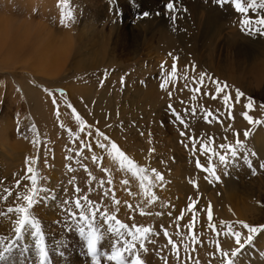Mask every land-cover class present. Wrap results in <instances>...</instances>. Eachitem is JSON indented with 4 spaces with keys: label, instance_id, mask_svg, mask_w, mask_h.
Returning <instances> with one entry per match:
<instances>
[{
    "label": "rangeland",
    "instance_id": "obj_1",
    "mask_svg": "<svg viewBox=\"0 0 264 264\" xmlns=\"http://www.w3.org/2000/svg\"><path fill=\"white\" fill-rule=\"evenodd\" d=\"M152 1L0 0V25L6 27L1 39L13 51L12 57L0 49V213L26 204L31 166L37 186L52 190L41 193L47 198L32 211L57 264H92L78 229L69 230L65 209H79L64 201L77 195L86 213L90 200L129 225L122 230L126 235L133 225L151 228L147 251L136 241L145 264H264V231L245 244L249 233L238 223L264 225V123L244 116L248 111L264 121V36L241 26L243 15L257 13L241 14L215 0H178L172 20L169 0ZM66 32L72 39L68 50L60 57L44 53V43L65 44ZM130 44L137 49L130 51ZM214 81L226 84L225 92L217 95ZM237 90L244 96L237 99ZM237 132L245 148L235 158L228 152L224 164L209 149L223 154L219 145L235 144ZM22 140L32 147L28 153H18ZM112 143L135 162V173L127 160L121 165ZM18 219L15 212L0 215L5 243L15 239ZM228 226L241 232L245 244L235 257L240 245ZM34 239L26 236L0 264H38ZM102 247L108 250L109 242ZM102 264L115 263L102 255Z\"/></svg>",
    "mask_w": 264,
    "mask_h": 264
},
{
    "label": "snow or ice",
    "instance_id": "obj_2",
    "mask_svg": "<svg viewBox=\"0 0 264 264\" xmlns=\"http://www.w3.org/2000/svg\"><path fill=\"white\" fill-rule=\"evenodd\" d=\"M215 3L218 5H225V4H232L235 7V10L241 14H247L249 12H256L257 15L255 17L243 15L241 20L242 28L251 35H260L264 36V14H260V10H264V0H215ZM178 0H169V3L166 5V9L173 13L170 17L172 20L176 19V14L178 13L179 9L177 8ZM149 13L145 12L144 16H148ZM72 14L69 13V17L71 18ZM64 22L63 20L61 21ZM255 25V27H253ZM176 67L175 64L173 65V75H175ZM205 74H201L200 84H203V78ZM164 83L161 84L163 88L165 86ZM216 83V93L219 95L220 93L225 92L227 85H220L219 81H214ZM63 91V90H60ZM195 91H199V89H195ZM244 96L243 92L237 90V99ZM215 98V97H213ZM230 99L229 95L224 96V100L227 103ZM249 103L246 105V108L251 110L253 108V101L252 98H248ZM171 110V106H169ZM195 111V109H193ZM177 118H179L178 113H174ZM245 118L250 123H264V121H255L254 118L249 115L248 111L244 113ZM187 127V125H185ZM90 134V133H89ZM185 133H181L184 135ZM251 133L249 131H245L244 135L249 136ZM101 136H104V133H100ZM237 139L235 144L227 143V144H220L219 149L226 150L223 154L215 152L214 149H209L207 143L203 144V149H209L213 152L214 155L219 156V160L224 164L228 162V152H230L231 157L235 158L239 155L240 150L245 148L244 143L239 139V132L235 134ZM194 140L195 137H192ZM227 139V137H225ZM100 147H105L103 143L100 144ZM111 148L115 150L117 158L120 159L121 165H123L124 161L127 160L128 167L135 173L136 172V165L135 162L129 159L126 154L118 148L115 143L111 144ZM254 155V153H253ZM211 159V156L209 157ZM249 166H251V161L249 160ZM197 167L202 168L204 171H208L209 169L205 168L201 165L199 159L196 161ZM261 168H264V164L260 165ZM254 170V169H253ZM28 173L32 175L29 176L31 180L32 188L31 192L28 195L22 197L26 204L24 205H17L15 207H8L5 213H0V215H6L10 213H18L19 219L15 222V239L11 242L5 243V238L0 236V261H4L8 258V256L17 248H19L20 241L24 240L26 236H31L34 239V246L38 254V264H46V261L50 258V252L47 247V237L43 231V227L41 222L39 221L38 217L34 214L32 209L41 202L42 199H46V196H42L41 193L48 194L52 190L48 189L47 187H38V177L33 173V168L31 166L27 169ZM140 172H143L144 169L140 168ZM156 173V179L158 181H163L164 177L159 172H156L155 169L152 170ZM214 171V168H213ZM216 179L219 180V176H216ZM69 183H73L72 180ZM125 184L128 181H124ZM16 186H20V181H17ZM74 191L79 194L81 189L77 186L75 187ZM7 195H11L10 190H8ZM7 195L3 197V199H7ZM107 195V193H105ZM84 200H88V197H84ZM155 199V197H153ZM64 203L67 204H74L76 209H79V213L75 211H71L70 209H65L68 212V216L71 218V225L69 226V230L73 227L78 229L79 234L84 238L85 246L88 250V255H90L92 259V264H102V255L106 257L108 261H114L116 264H145V261L141 258L140 251L137 248L136 241H140L139 248L147 251L145 247V242L148 240V234L151 232V228L143 227L139 225H133L132 229H130L125 235L122 231L123 229H129V225L126 223L121 222L116 218V216L109 214L106 210L99 211L98 208L95 207L94 202L88 200L89 204V213L84 211V204L79 195H77L74 199L65 200ZM115 203L118 205L120 204L119 200H115ZM194 206V205H193ZM98 215L102 218L100 223H98ZM182 218V217H181ZM212 214L211 210L208 213V219L211 220ZM67 219V218H66ZM115 220V224L111 222ZM242 224V226L248 230L249 235L247 236V240L245 244H251L253 241V235L258 234L261 231H264V225H250L247 222L240 221L238 222ZM101 224L106 225V227L102 228ZM87 226V229L85 227ZM228 233L235 237V242L237 245H240L239 248L236 249L235 252L232 253V256H237L241 250L245 247V244H241V232L233 231L231 226H228ZM112 234H115V238L112 237ZM166 236L168 235L167 231L164 233ZM131 237V239H129ZM105 241H108L110 244V248L105 250L102 245ZM169 243H172L171 239L169 238ZM174 250L176 246L174 245ZM27 250V247L25 248ZM178 254V250H177ZM229 253L225 252L224 256L227 257ZM227 264H234L232 259H229Z\"/></svg>",
    "mask_w": 264,
    "mask_h": 264
},
{
    "label": "bare ground",
    "instance_id": "obj_3",
    "mask_svg": "<svg viewBox=\"0 0 264 264\" xmlns=\"http://www.w3.org/2000/svg\"><path fill=\"white\" fill-rule=\"evenodd\" d=\"M152 1V0H151ZM199 1V0H198ZM152 2H154V0L152 1ZM183 2V1H182ZM194 2V1H193ZM188 3V2H187ZM203 3V2H202ZM199 4V3H198ZM184 6V5H183ZM197 7V6H196ZM9 8V7H8ZM192 8H193V6H192ZM6 11H8V10H6ZM213 12V11H212ZM194 13V12H193ZM215 14V13H214ZM5 15H6V13H5ZM196 15V14H195ZM17 17V16H16ZM7 18V17H6ZM19 18V17H18ZM208 18V17H207ZM219 20V19H218ZM1 21V20H0ZM4 21V20H3ZM3 21H2V23H3ZM8 21H10L9 20V17H8ZM24 21V20H23ZM5 22V21H4ZM22 23V22H21ZM220 23V22H219ZM1 24V23H0ZM3 25H4V23H3ZM1 26L0 25V49L2 48V46L3 47H5V48H2V49H5V53H7V55H12V57H13V51L9 48V46H8V44L6 43V41H2V39H1V35H4V36H6V27H4V26ZM6 25V24H5ZM8 26H9V24H8ZM11 26V25H10ZM4 27V28H3ZM12 28V27H11ZM11 28H9V29H11ZM19 28H20V26H19ZM7 30H8V28H7ZM15 31V30H14ZM50 31V30H49ZM51 32H52V30H51ZM67 34H65L66 35V37H67V42L65 43V44H60V42H59V40H58V43H54V41H52L54 44H52V46L50 45V44H48V43H44L43 44V48H44V53H47V55L48 54H50L51 53V51H55V55H59V57H60V55L62 54V52L64 51V49H69V47H70V45H71V42H72V39H71V35H70V33L69 32H66ZM37 35V34H36ZM47 35V34H46ZM53 35V34H52ZM64 35V36H65ZM35 36V35H34ZM38 36V35H37ZM39 37V36H38ZM49 37V36H48ZM50 37H51V35H50ZM42 38V37H41ZM52 38V37H51ZM33 39H35V38H33ZM32 39V40H33ZM44 39H45V37H44ZM50 39V38H49ZM53 39V38H52ZM52 39H50L49 41L51 42V40ZM14 40V39H13ZM39 40V39H38ZM46 40V39H45ZM71 41V42H70ZM27 42V41H26ZM12 43H13V41H12ZM41 43V42H40ZM127 43V42H126ZM14 44H15V42H14ZM13 44V45H14ZM42 45V44H41ZM129 48H130V51H135L136 49H137V47H138V45L137 44H130V46H128ZM20 52H21V50L24 48L23 47V43L22 42H20L18 45H17V47H16ZM15 48V49H16ZM4 50H2V52H1V54L3 53L4 54V52H3ZM15 52H16V50H15ZM65 52H67V51H65ZM17 53V52H16ZM8 57V56H7ZM15 57V56H14ZM6 58V57H5ZM10 58V57H9ZM246 58H247V55H246ZM39 60H40V58H38ZM58 59V58H57ZM56 59V60H57ZM7 60V59H6ZM10 60V59H9ZM25 60V59H24ZM34 59L33 58H31V60H30V64L32 63V61H33ZM45 60V55H42V58H41V62L43 63V61ZM8 61V60H7ZM17 61V60H16ZM255 60H253V62H254ZM19 62V61H18ZM6 63V62H5ZM25 64V63H24ZM33 64V63H32ZM254 64H257V61H255L254 62ZM37 65H38V63H37ZM32 67H34V66H32ZM43 69V68H42ZM44 72V71H43ZM258 76V75H257ZM25 88H26V86H25ZM25 91H27V90H25ZM28 93V92H27ZM32 94V93H31ZM1 129V128H0ZM3 135V132L2 131H0V136H2ZM14 138V137H13ZM2 141H3V146H7V144L5 143V140H3L2 139ZM8 142V141H7ZM16 143V142H15ZM14 143V144H15ZM18 143H20L24 148H22L21 146H20V144H19V148H17V149H19V151H18V153H23V152H29L30 151V149L32 148L30 145H28L29 143H28V140L27 141H24V140H22V141H19ZM28 143V144H27ZM10 145V143L8 142V146ZM16 145H18V144H16ZM32 145V144H31ZM5 149H7L6 147H4ZM15 148L16 147H14V146H11V149H14L15 150ZM10 149V148H9ZM3 150V149H2ZM8 150V149H7ZM12 152H14V151H12ZM9 153V152H8ZM2 154H1V151H0V156H1ZM7 158V157H6ZM8 160V159H7ZM178 168V167H177ZM138 183V182H137ZM146 183V182H145ZM146 185V184H145ZM184 185V184H183ZM188 186V185H187ZM145 187V186H144ZM189 189H190V187H189ZM188 190V189H187ZM233 193V192H232ZM231 193V194H232ZM234 194V193H233ZM232 194V195H233ZM234 196V195H233ZM238 196V195H237ZM237 198V197H236ZM239 200V199H238ZM238 202V201H237ZM239 204V203H238ZM244 207H245V205H244ZM244 209V208H243ZM242 209V210H243ZM249 209V208H248ZM244 210H246V209H244ZM244 213V212H243ZM244 215V214H243ZM27 243V242H26ZM15 256V255H14Z\"/></svg>",
    "mask_w": 264,
    "mask_h": 264
},
{
    "label": "built area",
    "instance_id": "obj_4",
    "mask_svg": "<svg viewBox=\"0 0 264 264\" xmlns=\"http://www.w3.org/2000/svg\"><path fill=\"white\" fill-rule=\"evenodd\" d=\"M126 235V234H125Z\"/></svg>",
    "mask_w": 264,
    "mask_h": 264
}]
</instances>
